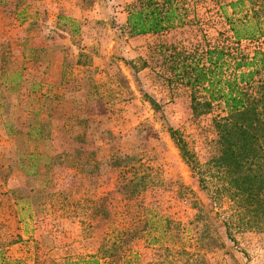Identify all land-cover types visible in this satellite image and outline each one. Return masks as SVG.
<instances>
[{
    "label": "rangeland",
    "instance_id": "374dc122",
    "mask_svg": "<svg viewBox=\"0 0 264 264\" xmlns=\"http://www.w3.org/2000/svg\"><path fill=\"white\" fill-rule=\"evenodd\" d=\"M123 1L0 0V250L22 264H32L34 257L59 260L93 253L100 236H84L72 207L83 194L106 195L108 220L121 219L135 174L149 182L131 199L135 224L145 204L172 220L173 242L193 244L186 262L179 251L150 249L141 254L143 239L136 236L131 245L139 258L163 264H264V220L235 219L225 235L221 222L233 206L224 197L217 199L218 173L210 168L207 188H201L168 135V127L176 128L204 168L218 154L210 123L215 105L213 112L191 115L188 90L167 73L161 46L190 51L227 44L220 6L229 0H191L190 24L136 38L129 49L111 32L119 40L99 70V65L74 67L69 68L75 73L69 80H57V71L46 79L45 62H58L61 55V60L73 62L69 54L84 42V35L94 32L102 45L109 40L106 32L114 19L89 11L116 6L124 10ZM75 11L78 16H71ZM256 45L264 48V39L239 43L246 52ZM32 124L37 130L31 138L10 132H24ZM33 144L41 154L36 174L25 160L17 166ZM59 189L69 193V204L49 203L52 199L45 204L44 193ZM33 190L30 205L38 220L27 225L26 232L13 196ZM190 199L203 209L200 219L193 217L198 211L190 207ZM198 238L207 245L197 246Z\"/></svg>",
    "mask_w": 264,
    "mask_h": 264
},
{
    "label": "trees",
    "instance_id": "16d2710c",
    "mask_svg": "<svg viewBox=\"0 0 264 264\" xmlns=\"http://www.w3.org/2000/svg\"><path fill=\"white\" fill-rule=\"evenodd\" d=\"M190 1L130 0L125 3L123 32L128 36L148 33L159 35L188 25V14L192 7ZM220 9L229 32L227 44L206 45L190 51L173 46L161 48L167 73L188 90L191 115L207 114L215 110L213 105L216 107L210 123L215 133L218 154L205 163L206 169L176 128L168 127V135L183 163L197 175V183L201 188L206 187L205 180L211 176L210 168L213 167L218 173L220 184L214 189L217 199L224 197L233 206L221 222L225 235H229L228 231L235 219L264 220V48L256 45L246 52L239 46L242 40L255 43L264 39V0H229ZM148 101L155 104L150 98ZM36 130V125L32 124L24 132L16 129L10 132L13 136L20 134L31 138ZM78 154L76 152L75 155ZM39 155L37 146L33 144L24 155L25 158L17 160V166L22 167L25 160L29 167L34 168L32 174H36ZM139 183L140 191L137 189ZM148 185L145 177L134 174L130 193L123 204V217L115 221L108 220L110 212L106 195L91 192L88 197L83 194L80 202L72 207L75 210L73 216L77 217L84 236L98 232L100 241L96 250L59 260L34 257L32 264H163L153 259L144 261L139 258L140 253L136 254L131 245L136 236L143 239L142 248L145 251L141 254L150 249L167 253L179 251L189 262L193 244L188 241L180 244L178 241L173 242L174 223L166 215L158 214L142 202L141 220L135 224L131 199ZM179 185L193 194L192 190ZM36 191L13 196V203L18 207V221L24 225L26 232V226L38 220L30 205ZM43 197L45 204L52 199L49 203L63 201L67 205L71 198L69 193L61 189L49 190ZM189 201L190 207L198 211L193 213V217L200 219L204 214L199 210L203 209L196 200ZM200 240H196L197 246L207 245L205 239ZM210 241L214 244L216 237ZM199 254L202 256L203 251ZM22 263L20 259L6 258L0 250V264Z\"/></svg>",
    "mask_w": 264,
    "mask_h": 264
},
{
    "label": "crops",
    "instance_id": "0c3cea01",
    "mask_svg": "<svg viewBox=\"0 0 264 264\" xmlns=\"http://www.w3.org/2000/svg\"><path fill=\"white\" fill-rule=\"evenodd\" d=\"M124 1L129 2L130 0H124ZM89 12L94 15L96 14V17H100L101 15V16H109L112 19H114L113 28H108V31L106 32L111 34L109 40L104 42V44L102 45L100 43L101 38L98 37V35L95 34L94 32L88 36L84 35V39H83L84 42L82 41V43L79 44V47L74 46L76 48L75 53L69 54V56L72 55L71 57L74 59L73 62L69 63L66 62V60L64 59L61 60L62 55L60 56L61 58L58 62L52 59L50 61L47 60V62H45V65L48 64L47 67L44 68L45 76L48 75L46 78L47 80L50 79V76L55 74L56 71L60 75V76L58 75L57 80H69L70 78L73 77V75H75L74 72L72 73L71 71H69V68H72L73 70L74 67H80V68L91 67L94 69L96 65H99L97 66V69L99 70V68L102 67L103 63L105 64V60L108 58L109 53L113 52L111 49L112 46L115 47L117 40H119V37L116 36L114 37V34H118L120 36L124 44H126L125 45L126 49L127 48L129 49V45H131V43L136 42L135 40L136 38L155 35L148 33L143 35L128 36L125 32H123L125 11L121 6H116L114 8L107 10H99L96 8L90 10ZM77 13L79 12L75 11L71 14V16L76 17L78 16ZM111 32H114V34H112ZM102 46L104 48H102ZM107 46H109V48H107ZM102 53L105 55H103ZM84 57H87L88 61L85 62ZM56 62L58 63L57 69L55 68ZM80 92H82V90Z\"/></svg>",
    "mask_w": 264,
    "mask_h": 264
}]
</instances>
